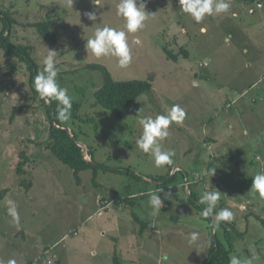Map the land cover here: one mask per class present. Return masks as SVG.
Here are the masks:
<instances>
[{"label": "rangeland", "instance_id": "374dc122", "mask_svg": "<svg viewBox=\"0 0 264 264\" xmlns=\"http://www.w3.org/2000/svg\"><path fill=\"white\" fill-rule=\"evenodd\" d=\"M118 2L73 0L69 8L66 0H0L15 21L12 41L30 45L40 67L48 49L57 51L58 84L68 89L72 109L77 105L84 120H94H68L67 127L78 135L84 158L92 161L90 150L94 164L103 168L95 183L86 171L76 185L72 171L45 148L49 122L43 107L31 103L25 70L9 75L20 64L0 50V192L8 190L0 199V264L10 259L17 264H112L114 252L123 264H202L212 237L208 224L184 201L181 188L159 193L158 183L150 181L167 180L175 172L176 185L189 184L198 199L205 190L221 193L217 209L229 208L235 233L244 234L235 237L232 256L264 264V226L255 218L264 220V200L249 192L252 177L264 171V21L234 0L229 12L200 23L181 12L178 0H138L148 19L141 31L129 35L133 60L121 69L114 58L96 59L86 50L95 28L122 27ZM89 12H95V22L87 19ZM47 16L61 19L55 46L30 26ZM137 37L140 45L133 43ZM164 48L175 53L183 48L189 57L173 62ZM128 80L149 81L152 90L117 118L95 101L94 93L107 82ZM175 104L186 117L170 125L162 142L163 149L175 152L173 165L158 170L152 157L135 146L142 130L138 120L167 114ZM28 105L11 118L15 107ZM25 146L34 161L25 168H43L38 177L16 174ZM23 181L35 186L27 197L19 188ZM48 181L55 186L53 199L43 192ZM155 191L164 199L158 214L149 205ZM123 197L133 206L119 205ZM9 199L17 206L18 223L7 214ZM133 214L150 224L143 236ZM18 230L30 235L16 238ZM192 232L200 234L194 243L189 242Z\"/></svg>", "mask_w": 264, "mask_h": 264}, {"label": "clouds", "instance_id": "9594fccd", "mask_svg": "<svg viewBox=\"0 0 264 264\" xmlns=\"http://www.w3.org/2000/svg\"><path fill=\"white\" fill-rule=\"evenodd\" d=\"M72 2L73 0H66L67 7L72 8ZM178 3L181 12L189 15L196 23L203 21L206 16L227 13L232 7L231 0H178ZM96 4L99 5V0ZM257 7L264 8V4H258ZM85 15L90 21L95 22L97 19L95 12L85 13ZM116 16L122 21V27L117 29L105 24L95 28L93 34L86 41V50L87 54H91L96 59L114 58L117 66L125 69L133 60L128 37L145 27L148 13L145 11L144 4L138 3V0H119L116 4ZM133 43L140 45L139 37ZM41 64L42 69L34 77L33 87L45 104L57 102L56 119L60 122H66L72 115V100L68 94V89L61 87L57 82V51L48 49L47 54L41 59ZM185 117V110L180 105L175 104L167 111V114L142 117L138 120L142 130L135 140V146L143 154L152 157L156 169H164L173 165L175 152L170 149H163L162 142L169 136L170 125L174 122L182 123ZM214 171L215 168L210 169L208 176L211 177ZM161 191L162 189L159 190V193ZM249 192L253 198L259 197L264 200V171L257 172L252 177ZM190 195L191 190L186 188L185 199ZM220 196L221 193L216 189H209L201 193L198 201L200 205L204 206L200 211V217L211 218L209 226L213 232L219 229L222 222L230 223L234 219V213L229 208L217 210ZM165 197H168V194H165ZM163 202L164 199L158 193L154 192L150 195L149 205L153 214H158L161 211ZM6 205L7 214L12 218L13 223H18L19 213L15 202L9 199L6 201ZM199 238L198 232L189 234L190 243L198 241ZM209 246H211V241H209ZM90 255H96L95 251H92ZM253 258L242 260L239 256L233 255L229 264H252ZM7 264H17V262L15 259H10Z\"/></svg>", "mask_w": 264, "mask_h": 264}, {"label": "trees", "instance_id": "16d2710c", "mask_svg": "<svg viewBox=\"0 0 264 264\" xmlns=\"http://www.w3.org/2000/svg\"><path fill=\"white\" fill-rule=\"evenodd\" d=\"M239 3H255L259 0H234ZM0 21L2 22L3 28L0 30V50L5 53V55L19 63L20 65L13 66L9 75L15 73L18 68L24 69L27 74V84L29 91L31 93V103L40 104L47 116L49 122L48 129V140L45 143V148L48 150L59 162L63 165L67 166L73 174L74 181H76V185L80 184V175L86 171H91L93 175V181L96 180L97 173L99 170H102L99 165H92V163L86 161L82 156V148L78 145V135L74 132V130L69 129L67 127L66 122H60L56 119V108L57 102L53 101L51 104H45L42 99L39 98L33 87V81L36 74L42 69L37 62L32 57L33 48L28 44L22 43H14L12 41L11 29L15 23L12 19V16L9 12L4 11L3 7L0 4ZM61 21L60 18L54 19L50 16H47L46 19L38 21L30 26L35 30L36 34L46 43L55 46L58 44V34L55 31L57 24ZM166 58L173 62H177L179 57L187 59L189 57L188 52L180 48L178 53L173 51H169L167 48L163 49ZM202 66V65H201ZM80 90V89H78ZM152 90V84L149 81L145 80H128V81H114L110 83H105L103 86L98 88L94 93L95 101L105 108L106 110L113 113L117 118L121 117L123 113L136 101L142 94L149 93ZM31 106H21L15 107L13 109V113L11 114V118L20 113L21 111H25L29 109ZM73 123L76 122H93L92 118L83 119V117L79 113V107L76 105V108L72 109V115L69 119ZM66 127L70 130L74 139L71 137V134L68 132ZM214 141V140H213ZM26 147V146H25ZM91 151H88V154L91 156V160L94 163L93 157L90 154ZM19 162L16 167V174L25 175V167L31 164L33 159L27 154V147L20 151L19 153ZM218 160V159H217ZM222 166H226L227 162L218 161ZM234 165V163H232ZM128 173V172H127ZM135 177V175H132ZM152 183H158L155 185L156 189L161 188H171L173 190L177 188H181L185 191L186 188L191 190V186H185V183H180V185H176L178 183L177 172H175L171 177L167 180L166 178H157L150 180ZM95 183V181H94ZM31 183L22 182L20 186H22L26 191H28L31 187ZM7 189H4L0 192V199H2L6 193ZM156 192V191H155ZM154 193V192H153ZM158 193V192H156ZM148 194V193H147ZM147 194L140 195L141 197H145ZM150 195V194H149ZM161 196V194L158 193ZM161 198H163L161 196ZM134 199V198H132ZM119 205L123 204L126 207H132L133 201L131 198H118ZM186 203L193 206L197 212L200 214L201 209L204 207L198 203L199 199L197 195H195L191 191V195L184 199ZM165 206V205H164ZM218 210V209H217ZM133 220L140 227L139 234L143 236L145 231L150 227L148 222H144L137 215L133 214ZM261 224L264 226V220L260 217H255ZM208 224V231L211 232V246L209 247L207 257L203 260L202 264H229L230 258L234 253V245L233 242L235 237L240 238L243 237V233L239 234V236L235 233V221L230 223L222 222L217 231L213 232L210 225L211 218L205 219ZM112 264H123L120 257L116 252H114L112 256Z\"/></svg>", "mask_w": 264, "mask_h": 264}, {"label": "crops", "instance_id": "0c3cea01", "mask_svg": "<svg viewBox=\"0 0 264 264\" xmlns=\"http://www.w3.org/2000/svg\"><path fill=\"white\" fill-rule=\"evenodd\" d=\"M257 2V1H256ZM256 2L254 3H245L246 5H249L248 7H249V9H248V7H245V8H243V11H247L248 13H250V14H256L257 13V15H256V18L257 19H259L260 21L262 20V21H264V8H262V9H257L256 7H255V4H256ZM241 4H243V5H245L244 3H241ZM240 4V5H241ZM242 8V7H241ZM256 9V10H255ZM34 162V161H33ZM31 163L30 165H33L34 163ZM219 163V162H218ZM25 169V171H26V173H28V172H31L34 176H36V177H38L41 173H42V170H43V168H37V166H35V168H24ZM19 188H21L20 187V185H19ZM33 188H35V186H33V185H31V187H30V189L28 190V191H26L25 190V192H26V197H27V195L29 194V192L33 189ZM36 188H38V186H36ZM51 189H53V193L52 192H50V190ZM54 189H55V186L53 185V182H50V181H48L46 184H44V190H43V192L45 193V195L46 196H51L52 197V199H53V195L55 196V197H57V194H56V192L54 193ZM46 190V191H45ZM159 190V189H158ZM35 191H36V189H35ZM37 191H39L38 189H37ZM153 191V190H152ZM42 192V193H43ZM151 192V191H150ZM31 193H32V191H31ZM40 194V193H39ZM48 194V195H47ZM39 196H41V195H39ZM105 200V203H108V205H109V202L106 200V199H104ZM28 205V204H27ZM21 233H23L24 235H25V233L29 236L30 235V233L29 232H25L24 233V231L23 230H18L17 231V234L16 235H14V237H16V238H18L19 237V235L21 234ZM46 252V251H45ZM44 251L43 252H41V253H39V255L38 256H41L42 254H44L45 253ZM36 259V258H35ZM34 259V260H35Z\"/></svg>", "mask_w": 264, "mask_h": 264}, {"label": "water", "instance_id": "95a60500", "mask_svg": "<svg viewBox=\"0 0 264 264\" xmlns=\"http://www.w3.org/2000/svg\"><path fill=\"white\" fill-rule=\"evenodd\" d=\"M64 129H67L68 130V132L71 134V132H70V130L68 129V128H66V127H63ZM71 137L74 139V137H73V135L71 134ZM78 145L82 148V156H83V145L82 144H80L79 142H78ZM83 158H84V156H83ZM85 159V158H84ZM86 160V159H85ZM87 161V160H86ZM88 162H90V163H92V165H95L92 161H88Z\"/></svg>", "mask_w": 264, "mask_h": 264}, {"label": "built area", "instance_id": "2783aa9c", "mask_svg": "<svg viewBox=\"0 0 264 264\" xmlns=\"http://www.w3.org/2000/svg\"><path fill=\"white\" fill-rule=\"evenodd\" d=\"M258 4H264V0H259V1L256 2V4H255V7H256L257 9H262V8H258V7H257Z\"/></svg>", "mask_w": 264, "mask_h": 264}]
</instances>
